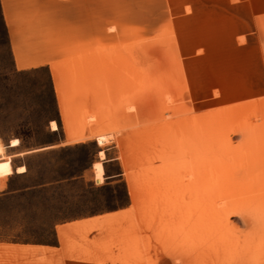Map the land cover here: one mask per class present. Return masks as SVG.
<instances>
[{
	"label": "rangeland",
	"instance_id": "obj_1",
	"mask_svg": "<svg viewBox=\"0 0 264 264\" xmlns=\"http://www.w3.org/2000/svg\"><path fill=\"white\" fill-rule=\"evenodd\" d=\"M57 12L49 54L64 90L89 96L73 101L83 115L68 137L49 67L17 71L0 23V247L32 243L0 264H264V0H60ZM90 140L105 156L62 178L95 146L60 148ZM124 183L128 205L62 217L123 201ZM52 211L58 243L39 245Z\"/></svg>",
	"mask_w": 264,
	"mask_h": 264
},
{
	"label": "crops",
	"instance_id": "obj_2",
	"mask_svg": "<svg viewBox=\"0 0 264 264\" xmlns=\"http://www.w3.org/2000/svg\"><path fill=\"white\" fill-rule=\"evenodd\" d=\"M1 2L4 17L9 29L10 43L15 65L18 69L36 67L39 65H46L49 67L56 88V97L60 112V126H64L66 132L64 137H68L69 134L67 133L69 130L67 129V124L71 123V117L76 114L83 115L81 112L78 113L74 111V108L72 107L73 101L88 99L89 96L85 93H73L64 90L63 84L66 71L63 66L64 63H53V56L49 54V44L51 41L49 40L50 32L48 21L57 18V11H60V0H1ZM34 35L38 36L36 44ZM52 35H54V33ZM37 55H40L44 60H41L42 58ZM86 131L87 128L77 130L78 133ZM104 137L105 136L102 135L99 138ZM63 139L64 138H61L60 143L69 142ZM17 166L18 165L14 166V170H17ZM104 212L85 215L72 220L77 221L86 217L102 215ZM73 227L74 225L72 224L60 227L58 229L60 236H68ZM27 244L32 243L15 241L4 243V246L0 247V252L6 253L7 255L12 254L18 256L27 251L28 248L25 247ZM45 244L48 243L39 245Z\"/></svg>",
	"mask_w": 264,
	"mask_h": 264
},
{
	"label": "trees",
	"instance_id": "obj_3",
	"mask_svg": "<svg viewBox=\"0 0 264 264\" xmlns=\"http://www.w3.org/2000/svg\"><path fill=\"white\" fill-rule=\"evenodd\" d=\"M0 23L2 25V28H3V34H4V39H5V43L7 45V49L13 59V63H15L14 61V55H13V51H12V47H11V43H10V34H9V29H8V25H7V22L5 20V17H4V13H3V8H2V2L0 0ZM43 67H47L46 65H39V66H36V67H32V68H23V69H18L15 65V68L17 69V71H27V70H31V69H38V68H43ZM49 75H50V83H51V96H52V99H51V102L53 103L54 105V108L56 110V115L54 116V119L58 122V124L60 125V112H59V108H58V103H57V97H56V93H55V86H54V82H53V79H52V75L51 73L49 72ZM93 144L95 146V149H94V154L92 156V159H88L87 157L88 156H83V155H79L77 157L78 160L82 161L81 163V168L80 169H77L75 171H73L70 175H63L62 178H71L73 176H76L75 179L76 181H78V175H81L83 173V171L88 168L92 161H93V158L95 156V154L101 150L102 148L99 147L98 143L96 141H83V142H79V143H76L75 145H66V146H63L60 148V151L62 152H72V151H75V150H81L85 147H89V145ZM107 158H110L109 156ZM122 172V170L120 171V173ZM119 178V177H118ZM82 182H86L87 184H94V182L92 180H85V179H81ZM109 183H105L103 185H100L99 188L100 189H105V188H108L110 187V190L115 193V191L118 190V188H111L112 186H108ZM46 185H43L42 188L39 189V191H42L43 189H45ZM30 189V192H35V190H31L32 188H29ZM11 190H14L13 188H10L8 189V191H11ZM7 191V192H8ZM115 196L117 197L118 194H115ZM124 197L125 199H123V201L119 202V203H116L115 205H109V206H105V207H101V208H97V209H91V210H86V211H81V212H72V211H66L63 213V218H66V219H74V218H77V217H81V216H85V215H92V214H97V213H101V212H104V211H107V210H113V209H117V208H120V207H124L126 205H128L130 203V194H129V190H128V187L126 185V183H124ZM53 212V211H52ZM53 217H55V220L53 222V234H54V238L53 239H36V240H33V242H38V243H48V244H57L58 243V238H57V231H56V224L59 222L58 220H60V211L58 212H53ZM25 242H29L31 241L30 239H25L24 240Z\"/></svg>",
	"mask_w": 264,
	"mask_h": 264
},
{
	"label": "bare ground",
	"instance_id": "obj_4",
	"mask_svg": "<svg viewBox=\"0 0 264 264\" xmlns=\"http://www.w3.org/2000/svg\"><path fill=\"white\" fill-rule=\"evenodd\" d=\"M52 123H53V124L55 125V127H56V123H55V121H53ZM18 144H19V139H18V138H14V139L12 140V146H17ZM100 153H101V155L105 156V155H104V154H105L104 151H101ZM24 170H26V167H25V166H21V167L19 168V171H20V172H22V171H24Z\"/></svg>",
	"mask_w": 264,
	"mask_h": 264
}]
</instances>
